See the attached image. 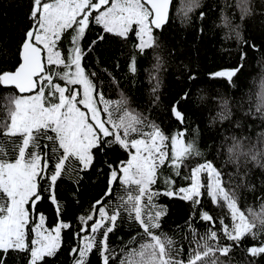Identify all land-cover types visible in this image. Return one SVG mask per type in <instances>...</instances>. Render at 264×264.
Segmentation results:
<instances>
[{
    "label": "snow or ice",
    "instance_id": "6c2138e0",
    "mask_svg": "<svg viewBox=\"0 0 264 264\" xmlns=\"http://www.w3.org/2000/svg\"><path fill=\"white\" fill-rule=\"evenodd\" d=\"M14 7L0 264H264V0ZM206 42L202 72L186 51Z\"/></svg>",
    "mask_w": 264,
    "mask_h": 264
},
{
    "label": "trees",
    "instance_id": "16d2710c",
    "mask_svg": "<svg viewBox=\"0 0 264 264\" xmlns=\"http://www.w3.org/2000/svg\"><path fill=\"white\" fill-rule=\"evenodd\" d=\"M9 2H11V0H0V32L5 31L9 24L15 25V22L22 18V12L19 7L7 8ZM16 3L18 4L19 0H16ZM5 11L7 12V18L4 16ZM171 35L174 39L179 38L178 33L175 31H173ZM186 55L190 56L195 63L200 65L202 72L204 69L213 66L214 49L207 42L200 46L199 52H197L195 48L189 47L186 51ZM216 62L219 63V60H216ZM242 79L245 83V91H248L249 89L253 91L259 90L260 69L255 62L252 63L251 67L247 70L245 77ZM204 81L205 77L202 75L200 86L208 87ZM193 91L195 92L196 89L194 88Z\"/></svg>",
    "mask_w": 264,
    "mask_h": 264
}]
</instances>
